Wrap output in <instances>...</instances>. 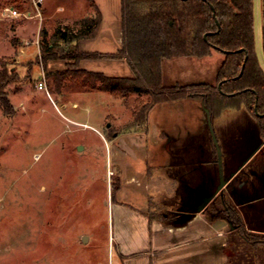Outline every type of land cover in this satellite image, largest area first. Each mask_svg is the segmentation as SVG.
I'll use <instances>...</instances> for the list:
<instances>
[{"label": "rangeland", "instance_id": "rangeland-1", "mask_svg": "<svg viewBox=\"0 0 264 264\" xmlns=\"http://www.w3.org/2000/svg\"><path fill=\"white\" fill-rule=\"evenodd\" d=\"M14 1L0 0V23L14 25L0 39V60L10 61L9 68L20 77L0 93V264H106L101 254L116 246L108 242L107 233L119 181L108 139L132 122L135 128L143 127L146 121H136L135 115L149 99L144 94L116 98L107 91L85 92L76 81L58 87L48 79L42 42H51L57 27L82 28V21L96 13L90 1L43 0L36 6V0H19L21 8ZM6 7L32 17L3 16ZM263 8L264 0H254L255 48L264 70ZM13 39L21 45L16 47ZM190 59L207 66H199L189 76L196 82L216 83L214 70L224 62L223 52ZM183 61L166 60V85L174 83L168 64H177L173 73L181 76ZM35 66H42L43 78H38ZM40 81L44 89H39ZM212 127L227 184L208 206L219 208L226 200L243 223L228 236L227 264H264V236L248 231L253 227L245 225L238 208L255 197L261 213L263 193L252 190L258 185L264 190V136L256 117L245 108L225 111L212 120ZM210 142L209 128L205 136L189 141L195 147L185 154L184 165L174 164L169 170L182 187L176 198L160 200V211L163 207L168 215L175 213L174 207L192 211V203L200 199L195 191L215 193L220 171L209 161ZM82 234L91 237L89 245L81 243Z\"/></svg>", "mask_w": 264, "mask_h": 264}, {"label": "crops", "instance_id": "crops-1", "mask_svg": "<svg viewBox=\"0 0 264 264\" xmlns=\"http://www.w3.org/2000/svg\"><path fill=\"white\" fill-rule=\"evenodd\" d=\"M92 1L100 11L101 26L96 38L79 41V49L86 53L116 54L122 48L123 39L121 0ZM213 55L214 53L203 58ZM190 58L195 57L176 58L185 60L181 64L185 68L181 76L173 73L177 64H168L167 67L172 68L169 74L174 79V83L170 85L165 84L167 59L162 62V83L165 87L202 82H196V78L189 75L199 66L206 67L207 63L191 61ZM67 63L63 59L49 61L47 70L64 71ZM221 66L215 68V74ZM35 67L39 78L45 71L42 66ZM34 68L32 71L35 74ZM79 69L109 77H130L133 74L123 59H87L79 63ZM145 121L143 127L137 128L132 122L129 128L117 131L108 139L113 148L112 169L117 172L119 181L116 184L113 212L108 218L107 234L108 242L112 241L116 246L111 251L100 253L101 256L107 259L106 264H227L228 236L235 233V230L225 218L210 221L205 210L202 213L193 212L198 201L192 203V211L185 212L178 207L172 209V212L181 216L190 215L182 219L187 220L182 224L168 217V209L163 207L162 211L159 210L160 200L176 198L177 191L182 187V182L169 173L170 168L174 164L183 166L185 154L195 147L189 145V141L205 136L207 132V114L201 101L186 98L156 105L146 113ZM99 135L104 139L101 132ZM208 145L209 161L218 168L219 162L214 160L216 146L213 142ZM223 165L224 160L222 173ZM217 176L219 179L218 169ZM211 179L214 180V177ZM262 188L258 185L252 191H259L264 197ZM195 193L196 197L201 198L210 192ZM256 204V198L252 197L248 203L242 202L238 208L245 218V225L253 227L248 231L264 236V204L260 207L261 213ZM155 212L162 213V216L153 217ZM80 241L89 245L91 237L82 234Z\"/></svg>", "mask_w": 264, "mask_h": 264}, {"label": "trees", "instance_id": "trees-1", "mask_svg": "<svg viewBox=\"0 0 264 264\" xmlns=\"http://www.w3.org/2000/svg\"><path fill=\"white\" fill-rule=\"evenodd\" d=\"M88 1L97 8L92 0ZM14 2L21 8L19 0ZM121 5L123 39L118 53H86L79 49L80 40L96 38L100 29L102 21L97 8L93 16L82 21L79 30L57 27L52 41L42 42V63L46 69L49 61H68L64 71H48V79L57 86L76 81L85 92L107 91L116 98L144 94L149 102L142 105L140 115H135V120L142 123L144 114L152 107L186 98L200 100L212 120L225 111L245 108L256 117L264 136V70L255 48L254 0H121ZM262 16L264 19V8ZM9 27L13 29L14 25L0 23V39L7 36ZM262 32L264 48V22ZM46 33L43 30L44 36ZM13 40L16 47L21 45ZM62 46L68 47L63 49ZM215 50L225 54L215 84L202 81L165 87L162 83L161 66L166 59L209 57ZM103 58L125 60L134 76L109 77L79 69L83 60ZM10 64V61L0 60V93L8 84L20 79L18 72L9 68ZM212 208L205 209L210 221L225 218L233 228L243 224L238 210L226 200L221 207ZM171 216L179 224L187 221L182 220L186 215H168Z\"/></svg>", "mask_w": 264, "mask_h": 264}, {"label": "water", "instance_id": "water-1", "mask_svg": "<svg viewBox=\"0 0 264 264\" xmlns=\"http://www.w3.org/2000/svg\"><path fill=\"white\" fill-rule=\"evenodd\" d=\"M219 87H221V84L219 85ZM205 113L207 114V122H208V128L210 129L211 133H212V138H213V143L216 146L217 149V156H218V162H219V176H220V183L218 185V188L216 189L214 194L211 195H207V196H202L199 201H198V205L195 207L197 212L202 213L203 210L206 209V207L210 204V202L213 201V199L218 195V193L221 192V190L223 189V187L227 184V180L225 179V177L223 176L222 173V164H223V160H222V150L220 147V144L218 143L217 137L215 135V131L212 127V119H211V114L209 113V111L207 109H204ZM190 215L187 214L186 217H189Z\"/></svg>", "mask_w": 264, "mask_h": 264}, {"label": "built area", "instance_id": "built-area-1", "mask_svg": "<svg viewBox=\"0 0 264 264\" xmlns=\"http://www.w3.org/2000/svg\"><path fill=\"white\" fill-rule=\"evenodd\" d=\"M42 2H43V0H36L35 5L37 6V5L41 4ZM6 15H8V16L10 15V16H13L15 18L22 17L23 15L25 17H32L31 13H24L23 14V13H20L17 9L9 8V7H6V10H4V12H3V16H6ZM39 15H41V14H39ZM43 77H44V73L39 78H43ZM38 87H39V89H44L46 87L44 84V81H40Z\"/></svg>", "mask_w": 264, "mask_h": 264}]
</instances>
